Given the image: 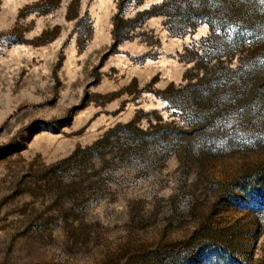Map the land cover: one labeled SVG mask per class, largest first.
I'll list each match as a JSON object with an SVG mask.
<instances>
[{"label": "rangeland", "instance_id": "1", "mask_svg": "<svg viewBox=\"0 0 264 264\" xmlns=\"http://www.w3.org/2000/svg\"><path fill=\"white\" fill-rule=\"evenodd\" d=\"M0 264H264V0H0Z\"/></svg>", "mask_w": 264, "mask_h": 264}]
</instances>
